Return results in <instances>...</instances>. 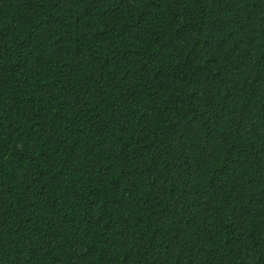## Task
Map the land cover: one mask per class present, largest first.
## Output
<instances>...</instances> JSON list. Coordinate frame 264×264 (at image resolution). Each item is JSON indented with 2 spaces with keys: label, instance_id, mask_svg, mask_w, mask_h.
I'll return each mask as SVG.
<instances>
[{
  "label": "trees",
  "instance_id": "1",
  "mask_svg": "<svg viewBox=\"0 0 264 264\" xmlns=\"http://www.w3.org/2000/svg\"><path fill=\"white\" fill-rule=\"evenodd\" d=\"M0 264H264V0H0Z\"/></svg>",
  "mask_w": 264,
  "mask_h": 264
}]
</instances>
